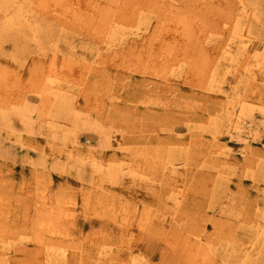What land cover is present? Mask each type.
Instances as JSON below:
<instances>
[{
	"label": "rangeland",
	"instance_id": "1",
	"mask_svg": "<svg viewBox=\"0 0 264 264\" xmlns=\"http://www.w3.org/2000/svg\"><path fill=\"white\" fill-rule=\"evenodd\" d=\"M238 2L0 0V264H264V70L211 81L264 43Z\"/></svg>",
	"mask_w": 264,
	"mask_h": 264
},
{
	"label": "bare ground",
	"instance_id": "2",
	"mask_svg": "<svg viewBox=\"0 0 264 264\" xmlns=\"http://www.w3.org/2000/svg\"><path fill=\"white\" fill-rule=\"evenodd\" d=\"M239 13H238V17H243L249 19V18H253L255 17V11H253L252 9L248 8L249 6L244 2V0H239ZM111 6V5H110ZM110 9V10H109ZM107 12L109 11V13H107V18L106 20L104 19V32H103V36H101V41L100 43L103 46L111 44L113 41H116V39L118 40V38H120L121 36H123L124 33H122V35H120L119 33H117L116 28H115V22L113 21V17L111 15V12L114 11L113 6L110 7ZM255 12V13H254ZM78 16V15H76ZM251 18V19H252ZM241 19V18H240ZM239 20V19H238ZM254 20V18L252 19ZM244 21V20H243ZM249 21V20H248ZM118 22V21H117ZM246 24V23H245ZM244 23L241 25H238L237 23L233 26L232 29V34L231 36L227 39V41L220 47L222 52L220 54V58L217 61L216 65H214L215 67H213L214 69H212L211 71V81L213 83H220L222 82L221 79L223 77L224 74H226V72H228L229 67H232L234 70H236L237 72V76L239 75V70L244 73V74H249L250 72V68L253 66L255 68L264 70V43H252L251 38H250V31H248V33H246L245 31H243V29L245 28ZM233 25V24H232ZM139 29H136V31H138ZM230 30V28H229ZM246 30V29H245ZM115 31V32H114ZM131 34V33H129ZM132 35V34H131ZM253 39V38H252ZM112 46V45H111ZM110 50V49H109ZM97 55V54H96ZM231 68V69H232ZM230 69V70H231ZM232 72V71H230ZM48 76V75H47ZM50 81V80H49ZM210 81V80H209ZM50 83V82H49ZM217 85V84H216ZM49 86V85H48ZM221 86V85H219ZM216 87V86H215ZM241 99L239 98V100H237L238 104H239V111L237 117H241L242 115H244V113H249L252 111L251 108H253L252 106L249 107V105H247L246 103L243 102V99L240 101ZM64 105V104H63ZM63 105H58L57 106V111L58 113L61 115V113L64 111V106ZM231 105V104H230ZM24 107V106H23ZM16 108V107H15ZM25 108V107H24ZM232 109V107H230ZM14 109V108H13ZM228 109V107H227ZM230 109V110H231ZM238 109V108H237ZM22 110V109H21ZM10 113V112H9ZM15 113V112H14ZM19 114V112H17ZM8 114V113H6ZM18 114H15L18 115ZM20 118L22 122H25L24 124H30L32 117L30 118L29 115L20 113ZM228 114V113H226ZM3 115V114H2ZM10 115V114H9ZM262 115H264V109L262 112ZM5 116V115H4ZM10 117V116H9ZM13 117V116H12ZM18 117V116H17ZM1 118L3 119L4 117L1 116ZM11 119V118H10ZM9 119V120H10ZM71 120V118H70ZM50 121V120H49ZM73 121V119H72ZM38 124V123H37ZM36 125V124H35ZM35 127V126H34ZM48 127V126H47ZM51 127V126H50ZM35 129V128H34ZM33 129V130H34ZM23 130L26 131V127L23 128ZM52 130V129H51ZM41 131V130H40ZM21 133V132H19ZM91 157V156H90ZM160 161V160H159ZM164 162V161H163ZM165 163V162H164ZM60 168V167H59ZM62 168V167H61ZM72 170V169H71ZM2 212V211H1ZM0 212V213H1ZM2 214V213H1ZM1 219V217H0ZM261 221V220H260ZM262 221H264V215L262 216ZM261 221V222H262ZM2 223V222H1ZM263 224V223H262ZM263 235V230H260L255 238H254V244L259 242V239H261ZM0 243H3L2 241H0ZM253 244V245H254ZM41 247V246H40ZM44 248V247H43ZM80 247L77 246H73L72 249H61V251H59L58 253L55 252L56 256L52 255L53 257L56 258V261L58 262H63L64 264H71L74 263L76 261H84L85 258H83L82 252L80 250ZM99 252V251H98ZM53 253V252H52ZM100 254V252H99ZM85 257V255H84ZM234 258V257H233ZM3 258H0V260ZM5 261V260H2ZM47 263V262H46ZM58 264V263H57ZM75 264V263H74ZM127 264H132L131 261H129ZM136 264V263H135Z\"/></svg>",
	"mask_w": 264,
	"mask_h": 264
}]
</instances>
